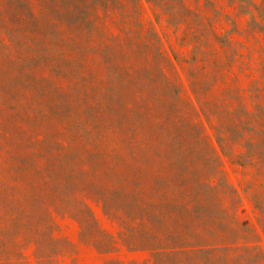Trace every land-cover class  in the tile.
<instances>
[{"label": "rangeland", "instance_id": "1", "mask_svg": "<svg viewBox=\"0 0 264 264\" xmlns=\"http://www.w3.org/2000/svg\"><path fill=\"white\" fill-rule=\"evenodd\" d=\"M223 247L264 264V0H0V264Z\"/></svg>", "mask_w": 264, "mask_h": 264}, {"label": "trees", "instance_id": "2", "mask_svg": "<svg viewBox=\"0 0 264 264\" xmlns=\"http://www.w3.org/2000/svg\"><path fill=\"white\" fill-rule=\"evenodd\" d=\"M227 250L225 247L187 249L185 255L175 253L174 261L169 264H245L240 257L230 258Z\"/></svg>", "mask_w": 264, "mask_h": 264}]
</instances>
